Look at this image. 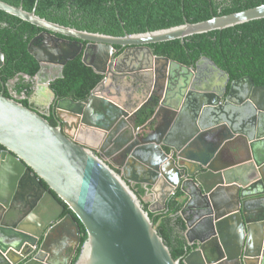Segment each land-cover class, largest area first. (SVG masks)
<instances>
[{"label":"water","instance_id":"water-1","mask_svg":"<svg viewBox=\"0 0 264 264\" xmlns=\"http://www.w3.org/2000/svg\"><path fill=\"white\" fill-rule=\"evenodd\" d=\"M0 11L42 29L27 49L39 69L24 78L32 83L28 102L40 107L53 99L47 109L56 121L52 126L0 93V204L18 201L30 210L15 228L0 227V264H70L81 240L66 209L86 234L73 264H264V86L249 77L230 82L205 57L189 69L148 48L263 19L264 4L122 37L60 26L21 5L0 1ZM115 47L124 51L115 56ZM79 54L103 78L84 101L59 99L50 84ZM113 78L133 82V93L145 99L132 104L130 88L110 90ZM156 81L162 85L155 107L148 100L157 95ZM144 106L154 112L136 129ZM130 183L153 197L148 211ZM177 189L186 200L184 238L194 247L182 261L149 217L164 211Z\"/></svg>","mask_w":264,"mask_h":264},{"label":"trees","instance_id":"trees-1","mask_svg":"<svg viewBox=\"0 0 264 264\" xmlns=\"http://www.w3.org/2000/svg\"><path fill=\"white\" fill-rule=\"evenodd\" d=\"M11 6L21 5L26 12L34 10L36 16L60 26L78 31L122 37L142 34L183 25L195 24L213 17L230 15L264 4V0H0ZM42 32L27 22L0 11V52L3 64L0 68V93L7 98L12 94L25 96L19 103L30 108L28 97L32 93V79L39 69L37 61L28 53L29 43ZM154 56L165 57L184 66L195 64L200 58L211 60L225 72L230 81L249 77L254 85L264 86V18L249 21L223 30L193 35L182 40H173L149 45ZM82 55L68 61L62 69V78L50 84V90L59 99L86 100L100 83L102 75L82 62ZM13 82L14 89L6 85ZM154 112L153 107L140 108L135 116V126L140 127ZM56 126L52 118L46 119ZM141 199L145 191L132 187ZM182 192L177 189L165 202V210L149 212L154 227L169 248L173 259L180 261L194 249L187 246L184 233L186 225L181 212ZM149 210V203H142ZM79 225L80 246L86 238ZM72 258L76 260L79 249Z\"/></svg>","mask_w":264,"mask_h":264},{"label":"flooded vegetation","instance_id":"flooded-vegetation-1","mask_svg":"<svg viewBox=\"0 0 264 264\" xmlns=\"http://www.w3.org/2000/svg\"><path fill=\"white\" fill-rule=\"evenodd\" d=\"M84 46H85V44H84ZM150 50V49H149ZM122 51H124V49L123 48H119V47H115L114 48V54H115V56H118L119 54H121L122 53ZM152 53V52H151ZM186 67H188L189 69H192L193 67H194V64L193 65H189V66H186ZM160 67L159 66H157V72H156V76L157 77H160V76H162V74H160V69H159ZM103 78V77H102ZM242 78H244V77H242ZM114 79V84H112L113 83V80H112V82H110V84H109V89L111 90V89H114V90H118V91H121V90H123V91H126L127 89H129L130 88V94H128L129 96H131V103L132 104H136V103H138L139 101H141V100H144L145 99V96H144V94H137V93H133L134 91H132L133 90V82H131V81H129L128 79H126V78H124V79H115V78H113ZM241 79V78H240ZM237 80H239V79H237ZM235 81V80H234ZM26 82H28V83H31V82H29V81H26ZM231 82V81H230ZM156 83L157 84H155V87H152V91H156V93H157V95H154L155 93H152V94H150L149 95V100H148V102H149V105H155V104H157V102L160 100L159 99V93H160V90H161V83L159 82V81H156ZM9 89H14V84H13V82H9V83H7V85H6ZM92 92V91H91ZM91 92H90V94H91ZM22 95H20V96H17V95H14V94H12V97H13V99H17V100H22V99H24L25 98V96H23V93H21ZM31 95H32V93H31ZM31 95L28 97V100L31 98ZM121 98V97H120ZM61 99H65V98H61ZM53 100V99H52ZM52 100H47V101H45L44 103H42V104H40L41 106L40 107H37V106H35L34 104V101L33 100H31V102L29 103V105H30V109L31 110H34V111H36V112H38V113H40V114H42L46 119H48V118H52V120L54 121V122H56L55 121V119H54V116L52 115V110L50 111L49 109H47V106L49 105L50 106V104L52 103ZM127 96L122 92V98H121V103H122V105H126L127 104ZM175 101L174 100H170V104L172 105V106H176L175 105V103H174ZM159 103V102H158ZM155 107H156V105H155ZM167 117H169V115H166ZM180 117H181V115H180ZM150 120V119H149ZM148 120V121H149ZM148 121H146V123L148 122ZM134 122H135V119H134ZM145 123V124H146ZM157 123V120H153L152 122H150L147 126H145L142 130H141V132L139 133V135H138V137H143L144 136V134L146 133V132H148V131H150L151 129H152V127H154L155 126V124ZM56 124V123H55ZM144 124V125H145ZM143 126V125H142ZM142 126H140V127H136L135 126V128L137 129V128H141ZM173 130H174V128H173ZM172 130V133L174 132L175 133V131H173ZM175 135V134H174ZM176 136V135H175ZM3 151V148L2 147H0V153ZM166 151H168L167 149H166ZM117 172H119L120 170L119 169H115ZM130 185H131V187H133V188H135L136 186H138V187H140L141 189H143L144 191H145V193H144V196L141 198V201H142V203H148V202H146V200L144 199L145 198V196L146 195H148V192H147V190L145 189V187L143 186V185H140V184H134V183H130ZM14 196V193H13V195H12V197ZM182 197H183V193H182ZM184 198V197H183ZM184 206H185V203H184ZM184 209V208H183ZM29 212H30V210H29V207L28 206H24V205H21L20 204V202H18V201H10L7 205H2V204H0V227H8V228H15L16 227V225H18L19 224V222L21 221V220H23V219H25L24 217H25V215H28L29 214ZM156 213H159V212H156ZM63 215H65V211H64V213H63ZM183 217V216H182ZM188 217V216H187ZM185 221V220H184ZM186 225V224H185ZM78 248H79V246H78ZM78 248L76 249V251L78 250ZM71 249L69 248V247H67L66 249H65V251H64V257H65V259L67 260V258H68V256L71 254ZM76 251L74 252V255H75V253H76ZM37 252L38 251H36L35 252V254H37ZM74 255H73V257H74ZM44 256L45 255H43V254H40L39 256H38V258H40V259H43L44 258ZM72 257V258H73ZM71 262H72V260H71ZM71 262H70V264H71Z\"/></svg>","mask_w":264,"mask_h":264},{"label":"crops","instance_id":"crops-1","mask_svg":"<svg viewBox=\"0 0 264 264\" xmlns=\"http://www.w3.org/2000/svg\"><path fill=\"white\" fill-rule=\"evenodd\" d=\"M145 200H146V202H148L150 205L153 203V197L150 195V194H148V195H146L145 196V198H144ZM185 199L183 198V197H181V199H180V202H183V203H185Z\"/></svg>","mask_w":264,"mask_h":264},{"label":"rangeland","instance_id":"rangeland-1","mask_svg":"<svg viewBox=\"0 0 264 264\" xmlns=\"http://www.w3.org/2000/svg\"><path fill=\"white\" fill-rule=\"evenodd\" d=\"M182 211H184V209Z\"/></svg>","mask_w":264,"mask_h":264}]
</instances>
